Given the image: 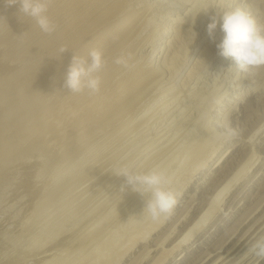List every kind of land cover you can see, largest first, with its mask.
Returning <instances> with one entry per match:
<instances>
[{"label": "rangeland", "instance_id": "1", "mask_svg": "<svg viewBox=\"0 0 264 264\" xmlns=\"http://www.w3.org/2000/svg\"><path fill=\"white\" fill-rule=\"evenodd\" d=\"M68 1L69 0H67V1L64 0V2H68ZM107 1L111 5L112 4L111 2L114 3L115 0H113V1L107 0ZM107 1L105 0V2H104V0H102L103 4L100 3L101 5L98 7V9H102V8L107 7ZM128 1H131V2L128 3L127 9L128 10L132 9L133 11L131 10L129 12L130 13L132 12L133 14L135 13L133 16H131L133 18L130 17V19L134 20L139 15V13H142V15L140 14V16L137 17V19H136V21H138V23H139V20L144 15L142 18L144 20V22L141 19L140 23H139L140 25L143 24L142 26L139 25L140 28L142 27L141 28L142 30L138 27V24H135L137 29L139 28L137 31L135 29V31L138 32V33L135 32L137 34V35L135 34V36H137V37H133L134 36V34H133V36H131V39H133V40L130 41L129 40L130 38H129L128 40L130 42L128 40L125 42L126 44L127 43H129V44H127V45L124 44V46L123 45L121 46L122 49H124V50H122L120 48V50L122 52L124 51L127 53L126 54L127 56H131V55L133 56L135 54L134 55L135 58L132 57V59L137 64V67L134 70L136 72H134V71L127 72V73L124 72V74L122 73L123 74L122 75L120 73V72H122V70L118 66H117L118 71L113 72V70L116 68V66H114V65H116V64H114V63L112 64V62H113L112 58L114 57V55H116V56L121 55L120 54L121 51L120 50L118 51L117 49H116L117 50L116 52L114 51L115 53H113L112 51H109V53L112 52L113 54H110L108 58L106 56L105 61L106 60H108V61L105 62V66L109 65L107 67L109 71L108 70L107 71L109 73H111V70H112V72L114 74L111 73L112 75L110 76V78L108 77L109 78V79H107L108 81L106 80L107 82L105 84H108V86L106 85L107 87L105 86V84H104L105 87L102 85V87H104V88H102V91L104 92V94L106 96L104 95L102 97L103 92L101 90H100V94L102 92V95H100L99 93L98 94L103 98V99L101 98L102 99L101 102L105 103L104 105H102L103 107H105V105L108 104V103H106V101L107 102L111 101L110 100L111 97H112L111 98L112 101L108 104V106H114L115 101H113V98H114V100L115 99L117 100L116 97H118V100H120L121 102H122V100L124 101L125 98L126 99L128 98L127 100L125 99L126 101H128V105L125 108L128 111V107L130 106L129 111L127 113V111L125 109L123 110V111H126L125 112L126 115L119 113L120 116L122 114L123 118H125V119H123V118L118 117L120 121L119 120L116 121L115 119L113 120V116H111L112 117L111 119L115 122L114 123L111 122L112 124H110V126H107L108 124L104 123L105 122L104 121L103 123L107 127L104 128V126L102 124H100L102 126H101V128H99V131L101 129H102V131H100V132L96 131L97 133L94 131V129L92 127H90V124H89L88 126L90 127V129L92 128L93 130H90L89 128H86V129H88L89 131H94L96 134L94 132H88V130H86L84 127L83 131H84L85 135H82L83 131L80 132L81 129L79 131L76 130L78 133L79 132L81 133L80 135L75 133L76 131H74V132L71 131V134L69 135L70 131H68V127H65V126H67V124H69L70 118L68 119V123L65 122L66 125H64L63 122L67 119V115H65V110H64L63 111L64 115L61 113L60 117L58 116V119L56 117L55 118L53 117L55 120L57 119L59 121V122H57V120H56L57 124L55 123L53 118L51 119V121H49V123H51V124L52 123L56 124V126L53 124H52V126H49V129L50 128L54 129L53 133H52L51 129H50L51 132H50V130L48 131L53 136L54 135L56 136V134H57L56 139H55V136L54 137L51 136L48 132L47 133L49 135H46V132H45V133H41L43 135L37 134V136L39 135L40 138H41V136H42V138L45 137L44 139H46L47 141H48V138H50V140H49L50 142H46L45 140H42V138L40 139L39 137L38 138L40 139V142H38L39 139H35V141L38 140L37 142L33 141L34 140V138H33V139H31L32 143L31 142L29 143L28 141H30L31 137L29 138V140L26 139L27 141L25 139H23V140H25L24 142L27 145L28 144L30 146L33 145L31 147L29 145L27 146L24 142H23V144L21 143L22 145L21 144L19 145V142H18L17 145H19L20 147L21 146L25 147V145H26L27 149L25 151V148H24V151L26 152L24 154H28L29 158L27 157V155H24V156H26L28 159H30V157H31L29 155V153L33 152L35 147H37V149L35 148V150H37V152L34 151V153L35 152L36 153L33 154L32 156H34V157L33 158L31 157V158L36 159L39 154L41 155L42 151H40V148L44 144H46V147L45 146H43V147H45V149L47 151L43 150V152L46 151V153H43L41 156L43 157L45 154H47L49 152L50 156L46 155L49 157H47V158H46V156H44L45 158L43 157V159L44 160L46 159L47 161L49 158V161H48L49 163H50V158H52L54 156L57 157V155H54V154L59 153L58 157H59V159H60V157L62 159L63 158L62 154L65 153L66 158L67 157L69 158L68 160L66 159V162H68V166H67L68 168L66 169V171L64 170L66 168L65 167L66 165H64V164H67L66 162L64 163L65 156H64V161L63 160L59 161V163L61 164L60 165L61 169H62L63 163H64L63 166L65 168L63 167L64 169L61 170L62 172L60 171V169L58 170L59 174H61L60 176H62V177L56 178L57 182L55 180L52 181V179H55L54 174H56V177L59 175V174L57 175V173H58L57 170H56L57 173L56 172L50 173V171H51L52 167H53L52 171H54L55 166H56V168H58V167L60 168L59 163L57 161L58 157H57V159L54 157L56 160L55 161L51 160L52 164L50 163L51 166H49L48 162L46 160L44 161L39 155L38 157H40V158H38V159H40V163H41V161H43L45 163L42 164L43 163L42 162L41 163L42 167H41L40 165H36L37 164L36 162L39 161V160L38 161L36 160L35 161L36 164L34 165L36 169L35 168L33 169L34 160H33L32 164L31 163L29 164L30 161L32 162V159L27 161L26 160L27 158H24V156H23L22 158H20V160H22V163H24L25 162L24 160H26L25 164L26 163H28V164H26L25 166L29 167L30 171L27 168V170L29 172L23 171L24 169L26 170V167H24L22 163L13 162V163H16L17 165L18 164L22 165V171L24 172V174H25V172H27L26 173L27 174L26 175L27 180L31 176L30 172H31V174H33L32 176H34V177L38 176V178H35V180H34V178L31 177L29 179L30 182L26 181L27 183L24 184L25 183L24 181L26 180V178L23 179L25 177V175L23 176V172L22 171L20 172L19 171L20 169H18V168H16L17 170L15 169V171L11 168L13 170V171H11V176L13 174L12 177H14V175L16 174L18 177L16 175H15V177H17L21 180H24V181H21L15 177L13 178L16 181H18V183L21 181L24 184L25 187H22L23 184H21V182L19 183L20 184L19 185L17 182L15 184V180H13V183L15 185L20 186V190H23V189L26 190L30 186L33 187L32 189H37L36 186L38 185V187H39L40 185H44V183L47 182L46 181L47 178H48V180L51 181V182L48 181V184L46 183L47 185H49V186H47L48 187L47 190L52 189L57 195L59 193H57L56 191L60 190L63 187L60 190L61 192L62 191L63 192L62 193L60 191H58V192H60L62 196L65 194L64 197L57 195V198L59 197V199L56 200L55 199L56 195H55L54 196L55 200L54 199L49 200V202L53 201V202H51L53 204V205L51 204V206H50V203L47 202L48 200L46 201V204L48 203L46 205V207L50 206L51 208L49 207L46 209V207L44 206L45 204L43 203L44 204L43 206L45 207V208H43V206H42L43 210L45 211L44 212L42 210V208H40L41 207L40 205H39V207L37 206L41 211H43L42 213H44V214L46 213V216L44 214L42 215L41 212H39L40 214L37 213L38 216H36L35 214H33L31 212L32 210H34L33 207L31 208L32 210H30L29 208L27 209L25 206L24 208L26 210L24 208L23 209L26 212H24L23 215L26 213L27 216L24 215L25 218L23 217V220L21 219L20 214L22 215L21 211H24V210H22V209L18 210L17 208L19 206H20L19 208H22L24 203L27 204L25 201L27 194H26V191L24 192V190H23V195H24L23 197L25 198L24 199L25 202H24L22 200L23 197L19 198V195L22 196V191L21 192L19 191V193H21V194H18L16 192L18 189H16L15 192L11 189V191H13L12 192L13 195H11V192H9L10 194L8 193V191L10 190L9 188L11 186H14V187H16V186L14 184L11 185L12 178L10 180L11 181L10 183H6L4 181L5 180L4 177H6L7 172H8V174L10 172V170H9L10 169V165H9L10 161L8 160L9 161L8 163L4 162L5 164H8L6 168H5L4 163L3 162L1 163V161L4 158L7 161V158H6L7 150L10 148L9 147L6 148V146L3 147V148H6V149H4L3 154H1L3 149L2 150L0 149V152H1L0 154L3 155L2 157H0V158H2L0 160V163L3 164L2 168L0 165V169H1V172H0V177H1L0 183L1 184H0V186L3 185L2 183H6V184H4L6 186H7V184H10L7 187L5 186L7 189L5 187L3 188L4 192L1 191V188H0V193L1 192H3V194L8 193V195H10L9 197L12 199L18 195L13 200H11V199L9 200L8 195H2V193H1V196H3L4 199L7 196L6 200L8 199V201L6 202V200H2L3 203L6 202V204H4V205H3V203L1 204V201H0V206L2 205L1 209H0V221H1V223H0L1 224V226H0V241L2 240L3 242H5V243H2V241H1L0 248L2 249V246H4V245L7 246L8 244L12 245V246L15 245V246L12 247V246L8 245L7 247H9V248L5 247L8 250V251H4L6 253L2 252V250H6V249H4V247L2 250L0 249L1 250L0 260L3 259L4 262L8 260V263H10L9 260L11 258L12 264H13V262L15 263L16 259H18L17 257H19L18 260H20V263L17 260V262H16L17 264L18 263L19 264H32V263L36 264L37 261H38L37 264H41L42 262H44L42 264H48V261H49V264H52V262H53V264H85V263H87V264H152V262H154V261H156V264H157L158 260L163 261L161 264H212L213 263L212 261H215V260L218 261L220 258L224 257L226 254L231 252L229 255V258L226 257L223 260V262H221L220 264H228V262L230 264L232 260H237V258H240V259H238L235 264H238V263L245 264L246 262H247L246 264H257L256 258L253 255H251L249 253V251H247V250H248V246L250 245V243L255 238H257L261 234H264L263 233L264 232V133H263L264 132V125H263L264 124L263 123L264 122V106H263L264 105V71L260 73L257 71V69H253V70L250 69L246 73H240L235 68V62L232 58L229 59V58H225V57L219 55V51L216 47V45L219 43V41L222 37V32L220 31L219 24H218L217 29L215 31L214 39L209 37V35L207 33V25H208V23L211 22V18L213 16L217 15V12L223 10L224 8H231V7H242L248 11L250 10L249 12L257 18L258 22L264 23V7H263L264 6V0H235V1L234 0H221V1L220 0H217V1L216 0H212V1L211 0H184V1H181V0H178V1L177 0H160L161 2L159 0H157V2H155L156 0H141V1L140 0H128ZM229 1H230V3H229ZM59 2L63 3V0H60V1L57 0V3H59ZM215 3L216 4L218 3L219 5L218 4L216 5ZM191 4H192V7H191ZM133 6H134V8H133ZM259 6H260V8H259ZM203 7L205 9H202ZM139 8H141L142 10ZM160 9L162 10V12ZM4 10H6V9H4ZM190 10H192V11H190ZM1 11H0L1 20L3 19L5 21H7L6 17H8L9 22L7 21L5 23V21L3 22V20L2 21L0 20V25H1L0 26V34H3V36L5 38H6V35L9 34V32H11L12 36L13 35H15V37L17 36L16 38L13 36V38H15V39H13L12 36H10V34L8 35V39L6 40L7 44L3 45L5 47L1 46L2 50H3L2 52L12 50L11 49L12 46H14V47L17 46V45H13V44H12V46H9L12 43L10 40H12L14 43V41L24 40L28 36V38L26 40H24L26 42L23 41L22 47H25V48L28 47L26 45H29V43H31V45L33 44L35 46L38 43H40L39 41H42V40H40V38L43 40H46V39H48L47 37H50V36L52 37V35H53V37H55V35L57 33L61 32L63 30V29L61 30L59 28L64 27L61 24H59L61 27L59 25H57L58 27L56 30V34L54 32L52 35L47 34L48 35L47 36L46 34L42 33L36 26L34 27L33 23H32V25H29V24H31L30 20L29 21L25 20L26 21L25 22L24 20L20 21L18 19L19 20L18 21L17 19H15L13 17V18H11L12 20L15 19L14 20L15 24H13L12 20L9 19V16H10L9 10L8 11L6 10V12L2 11V13H1ZM7 12L9 14V16H8ZM190 12H192V13H190ZM4 14H6L7 16L5 17ZM185 14H187V15L185 16ZM192 14H194V15H192ZM2 15L4 16V18ZM145 16L146 17L148 16V17L146 18ZM182 16L184 18V21L185 20L188 22L193 21L192 23L190 22L191 26L189 25L188 28H190V30L192 31L193 36L196 35V36H194V40L197 39V42H199L198 43L199 45L192 47L193 48L192 53H191L192 56L190 55V57H188L185 60L186 63H184L183 66L181 67L182 69L179 72V74L176 73L172 77H168L169 75H164L163 83L160 82L159 83L160 85L157 84L159 86V87L157 86V88H156V85H154L155 90L157 89L156 91L154 90L153 86L151 87V86H148V84H147L144 87V89H145V91L147 90L149 92L148 89H150V87H151L152 94L150 92L148 93L147 91L142 92V90H144V89H140L141 91L140 90L136 91V89H135L134 90L135 93L133 94L134 91L131 92L132 87H130V89H129L130 92H129V90L127 89V86H128V83L129 84H131V83H130V80H127V79H130L131 75L133 76V78L131 76V79L133 80V79H135L136 74L138 75V72H139V75L141 74L142 68L144 69V70L142 69L143 71L150 70V68H151L150 71H152L153 68H155V70H158L157 67L159 64L161 66L163 58L166 55L165 53H167V51H166L167 48H164V47H166L164 45H167V42L165 44L163 42L165 40L169 41L171 39V37L173 35V33L171 32L173 30L172 26H174V24H178L180 21V17L182 18ZM191 16H194V18ZM51 17H53L52 19L54 20V15H51ZM183 18L181 19L180 22L183 21ZM191 18H193V19H191ZM159 19H160V21H159ZM16 20L18 21L19 24H17ZM155 20H157V21H155ZM54 21L56 24H58L56 22V19ZM136 21L134 20V22H136ZM11 22H12V25H11ZM22 22H24V23H22ZM141 22H142V24H141ZM168 22H169V24H168ZM171 22H173V23L176 22V23L173 24ZM7 23H9V25ZM135 25L133 28H136ZM144 25H145V27H144ZM25 26L27 28H28V26L29 27L31 26L30 30H29V28L27 29ZM65 26H67V25H65ZM9 27H10V29H9ZM13 27H17V28H14L15 31L17 29V31L15 32L16 34H12V32H14V29L11 30V28H13ZM33 27L35 28V31H34ZM168 28L172 29V30H168ZM23 29L26 30V32L28 30L30 32L28 31L29 33L28 32L26 33V32H24ZM38 30L40 31V33ZM65 30L66 29L64 27L63 31H65ZM21 31H22V34H23V32H24V34L26 33L25 34L26 36L22 35V37L24 39H22V37H20L19 34L17 35V32H19L21 35ZM36 31L39 34L36 37H34L35 34H37ZM162 31H164V32H162ZM34 32H35V34H34ZM31 33L34 34V36H32ZM171 33H172V35H171ZM29 35L31 36V38H29L30 37ZM42 35L45 38L42 37ZM39 36H41V37L39 38ZM95 36H96V34H94V38H95ZM0 37L2 38V35H0ZM18 37H19V39H18ZM86 37L87 36L83 37V39H85ZM160 37H162V38H160ZM10 38H12V39H10ZM32 38H33V41L35 42V44L33 43ZM35 38L36 39L39 38V40L37 41L38 42L37 44H36ZM91 38H93V35L91 36ZM29 40H30V42H29ZM46 41H48V40H46ZM19 42H15L14 44L19 43L21 45L22 41H19ZM25 43H28V44L25 45ZM205 44L206 45L209 44L213 47L214 50H217V52L215 51L217 53V54H215L216 56L214 55V58L211 59V61L209 62L208 65L205 66V68L201 67L203 69H201V70L199 69L197 74L195 76H192L191 79H189L190 81H188V83H186V81L184 82V80L186 79L185 77L187 76V73L189 71V68H191V65H193V63L195 61L194 59L196 58V60H197V58L199 56V55L196 56V53L200 54L199 50L202 49L203 48L202 46H204ZM6 45H8V46H6ZM103 47H104L103 45H100V50L102 48L101 51H103V50L105 51V52H103V54L107 53L108 51L106 52V50H105V49H107L106 46H105V48H103ZM125 47H127V48H125ZM159 47L161 48V51H160ZM97 48L99 49V47H97ZM125 49H127V50H125ZM0 52H1V50H0ZM124 52H123V54H124ZM158 52H160V53L158 56H156L158 54ZM109 58H111V59L109 60ZM111 60H112V62H111ZM138 64H140V66ZM112 67H114V68H112ZM147 67H149V68H147ZM104 68L106 69V67H104ZM110 68H112V69L110 70ZM29 70L32 71L31 69H29ZM28 72L29 71L27 70V72H25V73H28ZM107 73H106V75L108 76L109 73L108 74ZM128 73H129V77H128ZM130 73H131V75H130ZM132 73L133 74L136 73L135 76ZM262 74H263V76H262ZM119 75H121V78L126 76L127 77L126 83L127 82L128 83L127 84L125 83V78H123L122 82H120L121 80H119L120 79ZM169 78H171V79H169ZM197 78H198V80H197ZM111 79H112L113 83L111 82ZM109 82L112 85L114 84L113 87ZM182 83H184V84L186 83V85H184V87H183ZM115 84H117V86ZM123 84L126 87H124ZM109 86H111V89H108V88H110ZM117 87L120 89H118ZM105 88H106V90H105ZM112 88H114L115 90L118 89V91L121 90V91H119L121 93L117 95L116 92H118V91L114 92L113 91L114 89L112 90ZM128 88H129V86H128ZM254 89H256V90H254ZM252 90H254V91H252ZM108 91H110L114 94H111ZM124 91H126V92H124ZM186 91H187V93H186ZM235 91H237V92L238 91H241V92L245 91V93L243 94V99H244V100L242 99L243 101L239 102L236 99H234L238 94H236V96L231 99L230 96L235 95L234 94ZM105 92H107V93H105ZM138 92L141 93V94H139V96L142 95V93L143 94L145 93V98L144 97H143L144 99L140 98L137 95ZM108 93H110L111 95H109ZM126 93H129L130 97H127ZM131 93L134 96L137 95V97H135V99H133ZM147 93H148V95H147ZM193 93L195 94V96L193 95ZM125 94H126V96H125ZM183 94H185V95H183ZM186 94L187 95L190 94L191 96L190 95L187 96ZM107 95H108V97H107ZM113 95H115V96H113ZM91 96H93V95H91ZM192 96H194V97H192ZM106 97L109 100L106 99ZM121 97H124V98L122 99ZM104 98H105V100H104ZM130 98H131V101H130ZM138 98H140L141 100L139 102L140 104L138 103V105H137ZM179 98H180V101L178 102ZM132 99L134 101H132ZM136 99H137V102H136ZM184 99H185V101H184ZM261 99H262V101H261ZM198 100H200V101H198ZM235 100H236V102H235ZM117 101L115 102V104L121 103L120 101H118V102ZM232 101H233V103H232ZM175 102H177V103H175ZM200 102H203V103H200ZM224 102H226V103H224ZM111 103H113V104H111ZM173 105H175V106H173ZM131 106H133V107H131ZM234 107H235V110H237V111H233ZM130 108H132L131 109L132 111L130 110ZM169 109H170V111H169ZM165 111H167V112H165ZM70 112H72V110H70L69 113ZM92 112L90 114L94 113V112L93 113ZM71 114L72 115L70 117L76 115L75 113H71ZM116 114H118V112ZM189 114H190V116H189ZM69 115H68V117H69ZM61 116L62 117L66 116V119H64V117L61 118ZM114 117H115V114H114ZM186 117H188L189 119L188 118L186 119ZM108 119H110V118H108ZM108 119L106 121H112L111 119L110 120H108ZM122 119L125 120L123 122L124 124L121 123ZM192 119H193V121H191ZM184 120H185V122H184ZM60 122L63 123L61 128L65 127L66 128L65 130H64V128L59 130L58 127H60V125H61ZM118 123H120V124H118ZM51 124H49V125H51ZM121 124H122V126H121ZM186 124H187V126H185ZM221 124H223V125H221ZM259 124H260V126L261 125H263V126H261L259 130H257L256 128H258L257 126ZM190 125H192L193 129L191 128ZM91 126H93V124ZM55 127L58 128V129H56V131H59V132L61 131V132L60 133L56 132V134H55ZM143 127H145V128H143ZM96 129L97 128H95V130ZM186 129H187V135L185 132ZM254 129H256V131ZM62 130H64L65 132ZM85 130L87 131V133H91V134L93 133L92 135H94V136H92L91 134L88 135L85 132ZM161 130H163V131H161ZM15 131H13V132L16 133ZM188 131H189V134H188ZM253 131H255L254 132L255 134L253 133ZM62 132L65 135L67 134L69 138H67V135L64 136V134ZM167 132H170V133H167ZM14 133H11L12 136H14ZM20 134H21V132H20ZM59 134H61V135H59ZM86 134L89 137L91 136L92 138L90 137L89 139L88 138L84 139V138L88 137ZM138 134H139V136H138ZM177 134H178V136H177ZM183 134H185V135H183ZM62 135H63V138H65V140L63 138L60 139L62 137ZM72 135H74V137H76L78 135V137L74 138ZM144 135H145L146 139H144L145 138ZM156 135L158 137H160L161 135H162V137H163V135H166V136H164V138H161V140H158L159 144H157L158 142L154 143L155 145L153 144L154 146H156V144H157L156 147H152L153 145L152 146L150 145V146H148L149 148L146 149L147 145L149 143H151L153 141V139H156V137H155ZM47 136H48V138H47ZM182 136H184V137L182 138ZM11 137H9V139ZM176 137H177V139H176ZM149 138H153V139H150L151 142L149 140L148 143L146 144V142ZM139 139H140V141H139ZM6 140H8V139H6ZM53 140H55V142L56 141L59 142V144L53 142L55 145L54 146L52 143ZM80 140H81V142H79ZM171 140L172 141L175 140V142L173 141V144L170 145V143H172ZM20 141H21V139H20ZM43 141H45V142H43ZM72 142H73V144H72ZM83 142H84V144H83ZM87 142H88V144H87ZM195 142H196V145L194 146L193 144H195ZM47 143H49L50 146H49V144L47 145ZM94 143H96V145ZM136 143H138V144H136ZM197 143L199 145H197ZM38 144H40V145L43 144V145L38 146ZM74 144H76L75 145L76 147L74 146ZM92 144H93V146H92ZM191 144L194 146L193 147L194 151H195V149L197 150L196 146H198V148H200V145L202 144L203 147L201 145L202 149L197 150V151H200L199 153L198 152L193 153L192 147L189 146V147H191V149L188 147V145H191ZM17 145L13 146L15 149L12 147L10 151L8 150V152H9L8 154H10V152L13 149L14 150L11 153L16 154L17 153V150H16ZM52 145L55 148H53ZM78 145H79V147H78ZM165 145H168V146H165ZM173 145L176 147H174ZM72 146L75 148L73 149ZM145 146H146V148H145ZM23 147H21V148L23 149ZM32 147H34V148H32ZM38 147H40V148H38ZM164 147H167V149H165ZM188 148H189V150H188ZM19 149L20 148L18 147V151H19ZM29 149L32 151H30ZM76 149H78V150H76ZM93 149H94V151H93ZM98 149H100V150H98ZM160 149H162V150H160ZM27 150H29V152H27ZM68 150L72 151V153H70ZM225 150H231V152H230V154L228 153V155H225V157H224V155H222V154L225 153L224 152ZM5 151H6V153H5ZM22 151L20 150L18 152L19 153L18 157L23 155V154L21 155V153H20ZM156 151H158V152L161 151V152L159 154ZM213 151H215V152H213ZM38 152H40V153L38 154ZM60 152H62V153L60 154ZM68 153H70V154H68ZM74 153H75V157L73 156ZM92 153H94V154H92ZM211 153L213 155H211ZM17 154L15 156H13V154L12 155L10 154V157L11 156L13 157V158L9 157L11 162L14 159H16V161H17V158H18V157H16ZM51 154H52V156H51ZM83 154H84V156H83ZM157 154H159V156ZM59 155H62V156H59ZM153 155H154V157H153ZM155 155H157V156H155ZM251 155L253 158L249 162L253 163L255 160L256 161L253 163V165L250 167V169H248V171H246V173L244 174L245 176L243 175L240 178V180H237L236 181L237 183L235 182L231 186L232 188L229 189V191L222 197L221 201H219V210L217 208V210L214 211V213H213L214 215L211 216L212 217L211 220H209L208 222L205 223L204 227H202L203 229H201L202 231L200 230L201 232L199 231L198 233H196L184 245L172 249L171 247L174 246L173 244H176V243H173V242H175L176 238H178L181 234L185 233L186 230L189 228V226L193 224V221L196 222V220L201 216V214L208 208L209 202H210L209 197L211 196V194L214 191V189L216 188V186L219 184V181L223 179L225 174L228 175L227 178L229 179L230 176H232L233 172L235 171V169H236L235 167L238 164L241 165L242 163H244L248 159V157ZM35 156H36V158H35ZM72 156H73V158H72ZM210 156H211V158H209V160H207L208 157H210ZM148 157L149 158L151 157L152 159L149 160ZM23 158H24V160H23ZM54 158H52V159L54 160ZM70 158H72V159L70 160ZM159 158H161V159L159 160ZM219 158H221V160L223 159L222 160L223 162L219 160V166L214 167L213 163H215V161L218 160ZM225 158L226 159L228 158L230 160V162H229V160H226ZM78 159L80 160L79 162H78ZM147 159L149 160V163H148ZM18 160H19V158H18ZM81 160H83V161H81ZM61 161H63V163H61ZM143 161L146 164L143 163ZM54 162H56L58 164L56 165V163L54 164ZM13 163H11V164L14 165ZM69 163H71L72 166ZM81 163H82V165H81ZM127 163H133V164L137 165L140 170H148V168L150 169V168H154V167H160V168L166 169V171H167V173L170 176L171 181H172L171 187L176 192V204L169 214H167L166 216H163L157 220H152L150 218H147L143 213H141L142 208H143V204H144V198L139 193L133 192L130 188H126L123 192H121V187L125 183V178L122 176L116 175L115 171L121 165L127 164ZM251 163H249V164H251ZM45 164L48 166L45 167ZM17 165L12 166V167L14 168ZM21 165H18L17 167H19ZM27 165H29V166H27ZM30 165H31V167H30ZM43 165H44L45 169H44ZM52 165H55V166H52ZM8 166H9V168H8ZM38 166H40V169L38 168ZM23 167H24V169H23ZM47 167H49V168H47ZM178 167H179V170H178ZM223 167H224V169H223ZM225 167H227V168H225ZM19 168H21V167H19ZM82 169L83 170L85 169V170L83 171ZM31 170L32 171L34 170L33 173ZM35 170L37 173L39 170H41V171L45 170V172H44L45 174L44 173L41 174L43 171L42 172L40 171L38 173V175L37 174L34 175L36 173ZM69 170L72 172H70ZM80 170H82V171H80ZM5 171H6V174H5ZM17 171H19L20 175L17 174L18 173ZM67 171L72 173V174L70 175V173H69V175L67 176V174H68ZM66 172H67V174H65ZM21 173H22V175H21ZM48 173H50V175ZM52 173H53L54 178H53V176H51ZM62 173L67 178H65ZM80 173H81V176H80ZM221 173H222V177H220L221 179L217 180L216 178L218 177V174L220 176ZM39 174H41V176ZM46 174H47L46 178L42 177L43 175L45 176ZM28 175H30V176H28ZM72 175H73V177H71ZM2 176H3V178H2ZM19 176L20 177L23 176V178H20ZM39 176H40V178H39ZM49 176L52 178H49ZM76 176H78V177H76ZM41 177L43 179L45 178V180L41 179ZM70 177H71V179L74 178V181L78 178L77 182L76 181L74 182L72 180V182L70 183V181H71ZM2 179L4 182L1 181ZM38 179H39L40 185L37 184ZM64 179L67 180L66 182H68V183H66ZM31 181H34V182H31ZM41 181L42 182L46 181V182L41 184ZM58 181L61 182V183L59 182L60 185L58 184ZM52 182H54V184H55V182L57 183V185L55 184L56 187L58 185L59 186L63 185V186L62 187L58 186L59 189H58V187L53 188L55 186L52 184ZM62 182H64L65 185L62 184ZM32 183H33V185H32ZM35 183H36V185H35ZM46 184H45V187H46ZM72 184L75 186H72ZM27 185H28V187H27ZM19 186H17L16 188H19ZM34 186H35V188H34ZM51 186H52V188H50ZM64 186L65 187L67 186V190ZM14 187H12V188H14ZM45 187L43 186L44 190L46 189ZM40 188L43 189L42 187H40ZM14 190H15V188H14ZM66 191H67V193H65ZM12 196H14V197H12ZM51 197H53V196H51ZM1 199H3V198H1ZM16 199H17V201H16ZM14 200L16 201L15 203H14ZM19 200H21L22 203ZM11 201H13V203ZM54 201H57V202H54ZM11 203L13 206L11 205ZM19 203L22 204V207H21V205H19ZM54 203H56V204L54 205ZM9 204L12 208L15 207L14 210L16 209V210L21 212V213L20 212L17 213V216L15 215L17 218H18V216L20 217V219L22 220L21 221L19 219L21 224L20 223L18 224L19 220H17L16 218H13L14 220H11V218L14 215L11 214L12 212L9 213L10 210L12 209L10 206L9 207L7 206ZM3 206H5L4 207L5 210L8 207L7 210H9V212L7 210L6 211L8 214H10V216L12 215L11 217H8V219L10 218L9 222L11 221V224L9 222H7L8 219L6 217L9 215L5 214L6 211L3 210V208H2ZM16 206H18V207H16ZM38 208H35V210L33 212L36 213ZM101 209H103V210H101ZM14 210H13V212H14ZM27 210L30 212V214L27 213L28 212ZM46 210H48V211H46ZM81 211H83V212H81ZM86 212L88 214L91 213V216L89 215V217L87 218L88 214ZM79 213H81L80 216H79ZM92 213H93V215H92ZM97 213H99V215ZM102 213H104V214H102ZM32 214L35 215L36 217H38V219L37 218L34 219L35 216H33ZM5 215H7V216L5 217ZM41 215L45 216V217H42ZM32 216H33V218H32ZM93 216L95 217V220H93L94 219ZM39 217H42V218H39ZM78 217H80V218L85 217V218H83V219L81 218V220H80V218H78ZM44 218L45 219L47 218V219L45 220ZM61 218H63V219H61ZM15 219L17 220L16 223L18 224V226L15 223ZM33 219H34V221L35 220H37V221L33 222ZM40 219H44V220L41 222H38ZM66 219H69V220H66ZM70 220H72V222H70ZM53 221H54V226H52ZM84 221H85V223H84ZM31 222H33V224ZM55 222H57L56 224L58 227H60V224L58 225L59 222H62V224L64 222L63 225L61 224V226H62L61 228L63 230L62 229L60 230V228H58L56 226ZM69 222L72 224V226H70ZM12 223L16 224L17 230H16V227L12 225ZM35 223L39 225V228H38V225H34ZM68 223H69V225H67ZM81 223H82V225H81ZM46 224L48 227L50 225L49 228H52L50 231L48 230L49 228L47 226L44 227V225H46ZM140 224L143 227L142 230H140L141 228L138 229ZM186 224H188V225H186ZM19 225H20V227H19ZM85 225H87V226H85ZM137 225H138V227H137ZM7 226H9V227H7ZM135 226L138 229V231L136 230ZM41 227L45 228V229H42ZM65 227H68V228L65 229ZM152 227L153 228L155 227V228L153 229ZM14 228H15V230H14ZM20 228L21 229L24 228V229L21 230ZM82 228H84V229H82ZM29 229H32V230H30L31 232L29 231ZM68 229H70V230L68 231ZM9 230H11V231H9ZM33 230H34V232H33L34 235L32 234ZM45 230H46V232H45ZM173 230H175V231H173ZM12 231H14V232H12ZM18 231H19V234H20L23 241L20 239L19 235L16 234V233H18ZM20 231H24V234L23 233L21 234ZM35 231L37 232V234H35L36 233ZM53 231H56V232H53ZM74 231L76 234L74 233ZM136 231L140 232V233H137ZM26 232L27 233L30 232V233H28L30 237L28 236V234H25ZM39 232H40V234H39ZM135 232L137 234L133 235L134 236L133 237L134 244L132 246L127 245L128 244V243H126V240L128 239L127 235H129V234L132 235ZM9 233L10 234L12 233V234L10 235ZM41 233H43V234L45 233L44 234L45 236L41 237L42 236ZM55 233L57 235H55ZM14 234H16L18 239L14 236L15 241L12 244L13 240H11V239L14 238V237H12ZM47 234H49V235H47ZM66 234H67V239H65ZM8 235L11 237V239ZM26 235H27V238L28 237L30 238V240H29L30 242H27L29 238L27 239ZM31 235L33 236L34 240H32ZM37 235H38V237H41V238L37 239L36 238ZM167 235L168 236L170 235V236L168 237ZM58 236H61L60 239ZM70 236H72V237H70ZM135 236H136V238H135ZM56 237L58 238V241H57ZM245 237H247V238L244 239ZM24 239L27 241H25ZM73 239H74V241H73ZM9 240H11V243ZM16 240H18V241H16ZM70 240H72V241H70ZM19 241H22V242H19ZM23 242L26 243V246H28V247L30 246L32 248L29 247L27 249L26 248L23 249L21 247L22 250L21 249L19 250L20 246L25 247L23 245L24 244ZM110 242H114L116 244L115 247H111V249H106L103 252H99V251H101L100 248H101L102 244L105 243V245H107ZM124 243H126V244H124ZM49 244H51V245H49ZM17 245H18V248H17ZM64 245H65V247H64ZM15 247L18 251H16ZM56 247H58V248H56ZM59 248H61V249H59ZM234 248H236V249H235V251L232 252V250ZM25 249H26L27 253L23 251ZM9 250L12 251V252L11 251L10 252L13 256L12 255L9 256L10 255ZM33 250H34V252H31ZM168 250H170L171 253ZM105 252L106 253L108 252L107 255L105 254ZM207 252H209L210 254H207ZM245 252H246V254H245ZM7 253H8V255H7ZM13 253H15V254H13ZM28 253H30V254L32 253L31 256H29L30 254H28ZM169 254H171V255H169ZM204 254H206V255H204ZM6 255L8 256V258H6L7 257ZM20 255H23L25 260H24L23 256H21V258H20ZM166 255H167V257H164ZM168 255H169V257H168ZM14 257H15V261H13ZM26 257H27V259H26ZM155 257H156V259L157 258H159V259L155 260ZM218 257H219V259H217ZM232 257H233V259H232ZM160 258H162V259L160 260ZM5 259H7V260H5ZM91 259H92V261H91ZM40 260H42V261H40ZM88 260H90V262ZM4 264H7V262ZM153 264H155V262ZM259 264H264V260L259 261Z\"/></svg>", "mask_w": 264, "mask_h": 264}, {"label": "bare ground", "instance_id": "2", "mask_svg": "<svg viewBox=\"0 0 264 264\" xmlns=\"http://www.w3.org/2000/svg\"><path fill=\"white\" fill-rule=\"evenodd\" d=\"M60 1V0H59ZM67 1V0H66ZM107 1V0H106ZM111 1H113V0H111ZM141 1V0H140ZM160 1V0H159ZM178 1V0H177ZM181 1H184V0H181ZM212 1V0H211ZM217 1V0H216ZM221 1V0H220ZM235 1V0H234ZM104 2H105V0H104ZM110 2V1H109ZM127 2V3H126ZM131 1H128V0H115L114 1V3L113 2H111L112 4L110 5V3H108V1H107V7H105V8H102V9H98V7L101 5L100 3H102L103 4V2H102V0H69L68 2H64V0H63V3L61 2H59V3H57V0L53 3V5L51 6V8L49 9V13L51 14V15H54V20L56 19V22L58 23L57 25H59V24H61L62 26H64L65 27V31H63L64 30V27L62 28L60 25V27L61 28H59V29H63L61 32H59V33H57L56 34V32H55V37H53V33L52 34H50V35H52V37L50 36V37H47L48 39H46V40H48V41H46V40H43V39H41L40 37L41 36H39V38H40V40H42V41H39L40 43H38L37 41L39 40V38H35V41H36V44L37 45H31V43H29V45H26V44H28V43H25V45L26 46H28V47H22L23 46V41L24 40H26L27 38H28V36H27V38L26 39H24L23 37H22V35H25L29 30H30V27L28 26V28H29V30L26 32V30H24V32H26L25 34H24V32H23V34H22V31H21V35H20V31L19 32H17V35L19 34V36L20 37H22V39H24V40H17V41H14V43L15 42H19V41H22V44L20 45L19 43L18 44H14L13 43V41L12 40H10L12 43L9 45V46H12V44L13 45H17L16 47H14V46H12L11 47V49L12 50H8V51H4V52H2L3 50H2V47H5V46H3V45H5V44H7L6 42V40L8 39V35L10 34V36H12L11 35V32H9V34L8 35H6V38L3 36V34H0V35H2V38L0 37V50H1V52H0V149L2 150L3 149V151H2V153L1 154H3V152H4V149H6L7 147H9L10 149H8L9 151L11 150V148L13 147V146H16L17 144H18V142H19V145L22 143L23 144V142L27 139V140H29V138H30V141H28L29 143L31 142L32 143V140L31 139H33L34 138V140L33 141H35V139H39L40 138V136L38 135L37 136V134H40V135H43V134H41V133H45L46 132V135H49L50 134V132H51V130H52V133H53V131H54V129H49V126H52V124L51 123H49V121H51V119L54 117H56L57 119H58V116L60 117V115H61V113L64 115V113H63V111L65 110V115H67V119H66V116L64 117V119H66L63 123H64V125H66L65 124V122H67L68 123V119H69V124H67V126H65V127H68V131H70L69 132V135L71 134V131L72 132H74V131H76V130H80V132H82L83 131V129H84V127H85V129L86 128H89L90 129V127H92L93 129H94V131L96 132H98L99 131V128H101V126L103 125L104 126V128H106L107 126H110V124H112V123H114L115 121H113L114 119L116 120V121H118L119 120V118H123V116H122V114H125V112L127 111L126 110V106L128 105V101H126L125 99H124V101L122 100L125 96H126V94H127V97H130V95H129V93H126L125 94V96L124 97H121L122 99V102L120 101V100H118V97H116L117 98V100L118 101H120L121 103L120 104H115V102L117 101L116 99L114 100V98H113V101H115L114 102V106H108V104L112 101V97L110 98V102H107L106 101V103H108V104H106L105 105V107H103L102 105H104L105 103H103V102H101L102 101V97L105 95L104 94V92L102 91V88H104L106 85L108 86V84H105L108 80L107 79H109L110 78V76L112 75L111 73H113L114 71L115 72H117L118 70H117V65H114V66H116V70L114 69L113 70V72H112V68H114V67H112V68H110V70H111V73H109L108 71V66L106 65V66H104V67H106V69L104 68L103 70H102V72H101V79H102V85L104 86V84H105V86L104 87H101V91L103 92V95H102V92H101V94H100V92H99V94L100 95H102V97L99 95V94H97V95H93V96H90V95H87V94H83V93H81V94H73V93H70V92H66L65 90H62V84H63V77H64V73H65V71H66V69H67V67H68V65H69V63H70V61H71V57H72V55H73V52H75V53H78V54H80V55H86L87 54V51L90 49V48H97V47H99V49H100V45H103L104 47L103 48H105V46H106V48L107 49H105L106 50V52L107 53H104V56H105V59H106V56H107V58L109 57V55L110 54H113V53H115L117 50L119 51L120 50V48L122 49V45L124 46V44H126L125 42L129 39L130 41H132L133 39H131V36H133V34H134V36L133 37H137V36H135V34L136 33H138V32H136L140 27H139V23H140V20L143 18V16H142V18L139 20V23H138V21H136V19H137V17H139L140 16V14L142 15V13H139V15L134 19L136 22H134V20L133 19H130V17L131 16H133L134 14L131 12H129V11H131V10H128L127 8H128V3H130ZM155 2H157V0L155 1ZM161 2V1H160ZM228 2V1H227ZM134 3V2H133ZM169 3V2H168ZM183 3V2H182ZM181 3V4H182ZM186 3V2H185ZM188 3V2H187ZM219 3V2H218ZM217 3V4H218ZM229 3H230V1H229ZM228 3V4H229ZM260 3V2H259ZM57 4V5H56ZM151 4V3H150ZM156 4V3H155ZM177 4V3H176ZM199 4V3H198ZM216 4V3H215ZM216 4V5H217ZM106 5V4H105ZM133 5V4H132ZM153 5V4H152ZM168 5V4H167ZM206 5V4H205ZM219 5V4H218ZM230 5V4H229ZM235 5V4H234ZM250 5V4H249ZM248 5V6H249ZM144 6V5H143ZM163 6V5H162ZM175 6V5H174ZM183 6V5H182ZM257 6V5H256ZM263 6V5H262ZM103 7V6H102ZM172 7V6H171ZM185 7V6H184ZM191 7H192V4H191ZM199 7V6H198ZM207 7V6H206ZM229 7V6H228ZM264 7V6H263ZM130 8V7H129ZM133 8H134V6H133ZM137 8V7H136ZM163 8V7H162ZM186 8V7H185ZM208 8V7H207ZM258 8V7H257ZM256 8V9H257ZM259 8H260V6H259ZM258 8V9H259ZM4 9H6L7 11L9 10V13H10V16H9V14H8V12H7V14H8V16H9V19L10 20H12L11 18H15V19H19L20 21L22 20L21 18H20V16L18 15V5H9L8 3H6V0H0V11L2 10V11H5L6 12V10H4ZM138 9V8H137ZM139 9H141V8H139ZM165 9V8H164ZM195 9V8H194ZM202 9H205L204 7L202 8ZM221 9V8H220ZM136 10V9H135ZM142 10V9H141ZM145 10V9H144ZM143 10V11H144ZM148 10V9H147ZM161 10V9H160ZM173 10V9H172ZM2 11H1V13H2ZM133 11V10H132ZM190 11H192V10H190ZM197 11V10H196ZM250 11V10H249ZM161 12H162V10H161ZM168 12V11H167ZM185 12V11H184ZM187 12V11H186ZM262 12V11H261ZM137 13V14H138ZM148 13V12H147ZM190 13H192V12H190ZM197 13V12H196ZM136 14V15H137ZM146 14V13H145ZM188 14V13H187ZM187 14H185V16L187 15ZM5 15V17L7 16L6 14H4ZM50 15V16H51ZM147 15V14H146ZM153 15V14H152ZM192 15H194V14H192ZM3 16V15H2ZM151 16V15H150ZM146 17V16H145ZM144 17V18H145ZM148 17V16H147ZM146 17V18H147ZM176 17V16H175ZM191 17H193L194 18V16H191ZM197 17V16H196ZM3 18H4V16H3ZM7 18V21L9 22V20H8V17H6ZM53 18V17H52ZM131 18H133V17H131ZM161 18V17H160ZM164 18V17H163ZM182 18H183V16H182ZM181 17H180V21H181V19H182ZM193 18H191V19H193ZM15 19H13L12 20V22H13V24H15V22H14V20ZM150 19V18H149ZM152 19V18H151ZM178 19V18H177ZM190 19V20H191ZM257 19V18H256ZM0 20H1V18H0ZM3 20V19H2ZM1 20V21H2ZM16 20V21H17ZM18 20V21H19ZM146 20V19H145ZM167 20V19H166ZM169 20V19H168ZM174 20V19H173ZM196 20V19H195ZM5 20H3V22H4ZM7 21H5V23L7 22ZM18 21H17V24H19L18 23ZM25 21V20H24ZM29 21V20H28ZM27 21V22H28ZM142 21L144 22V20L142 19ZM155 21H157V20H155ZM159 21H160V19H159ZM170 21V20H169ZM175 21V20H174ZM179 21V23L178 24H174V23H176V22H171V23H173L174 24V26H172V29H169L168 28V30H172L171 32L173 33V35H172V33H171V35H172V37H171V39L169 40L168 38V40L169 41H164L163 43L165 44L166 42H167V45H164V46H166V47H164V48H167L166 49V51H167V53H165L166 55L164 56V58H163V61H162V63H161V66H160V64L158 65V70H155V68H153V70L152 71H150L151 70V68H150V70H146V71H143L142 69H141V74L139 75V72H138V75L136 74V77H135V79H131V73H130V79H127V80H130V83L131 84H129L128 82V86H129V88H128V86H127V89L129 90L130 89V87H132V90H131V92L132 91H134L135 89H136V91H138V90H140V89H144V87L148 84V86H153V88H154V85H156V88H157V86L158 85H160L159 83L160 82H162L163 83V81H164V75H169L168 77H172L174 74H179V72L181 71V67L183 66V64L184 63H186L185 62V60L188 58V57H190V55L192 56V47L193 46H196V45H199L198 43L199 42H197V39L196 40H194V36H196V35H194L193 36V33H192V31L190 30V28H188L189 27V25H190V22L192 23L193 21H190V22H188V21H184V18H183V21L182 22H180ZM12 22H11V25H12ZM26 22V21H25ZM31 22V24H29V25H32V23L34 24L33 26L35 27L36 25H35V23L33 22V21H30ZM154 22V21H153ZM188 22V23H187ZM22 23H24V22H22ZM166 23V22H165ZM4 24V23H3ZM2 24V25H3ZM8 25H9V23H7ZM16 24V25H17ZM21 24V23H20ZM26 24V23H25ZM24 24V25H25ZM27 24V25H28ZM135 24H138V29H137V27H136V25ZM141 24H142V22H141ZM168 24H169V22H168ZM167 24V25H168ZM194 24V23H193ZM7 25V26H8ZM15 25V26H16ZM65 25H67V26H65ZM134 25H135V27L136 28H133L134 27ZM143 25V24H142ZM142 25H140V26H142ZM147 25V24H146ZM1 26V25H0ZM191 26V25H190ZM12 27V26H11ZM26 27V26H25ZM33 27V28H34ZM144 27H145V25H144ZM14 28H17V27H13V28H11V30H13ZM19 28V27H18ZM21 28V27H20ZM27 28V27H26ZM27 28V29H28ZM74 28V29H73ZM142 28V27H141ZM140 28V29H141ZM165 28V27H164ZM7 29V28H6ZM9 29H10V27H9ZM37 29V28H36ZM73 29V30H72ZM135 29H136V31H135ZM20 30V29H19ZM22 30V29H21ZM33 30V29H32ZM31 30V31H32ZM142 30V29H141ZM16 31H17V29H16ZM15 29H14V32H12V34H16L15 32ZM34 31H35V28H34ZM39 31V30H38ZM167 31V30H166ZM30 32V31H29ZM28 32V33H29ZM33 32V31H32ZM136 32V33H135ZM162 32H164V31H162ZM36 33H37V31H36ZM39 33H40V31H39ZM39 33H37V34H35V32H34V34H35V36H34V34H32L31 33V35L32 36H34V37H36ZM140 33V32H139ZM166 33V32H165ZM94 34H96V36H95V38H94ZM151 34V33H150ZM47 35V34H46ZM45 35V36H46ZM49 35V34H48ZM47 35V36H48ZM93 35V38H91V36ZM137 35V34H136ZM14 37H15V35H13ZM13 36H12V38H13ZM26 36V35H25ZM24 36V37H25ZM30 36V35H29ZM85 36H87L85 39H83V37H85ZM150 36V35H149ZM156 36V35H155ZM166 36V35H165ZM205 36V35H204ZM221 36V35H220ZM17 37V36H16ZM15 37V38H16ZM33 37V38H34ZM42 37H44L43 35H42ZM132 37V38H133ZM12 38H10V39H12ZM15 38H13V39H15ZM29 38H31V36L29 37ZM33 38H32V41H33ZM45 38V37H44ZM51 38V39H50ZM91 38V39H90ZM154 38V37H153ZM160 38H162V37H160ZM204 38V37H203ZM18 39H19V37H18ZM21 39V38H20ZM202 39V38H201ZM31 40V39H30ZM30 40H29V42H30ZM128 40V41H129ZM150 40V39H149ZM153 40V39H152ZM162 40V39H161ZM9 41V40H8ZM9 41V42H10ZM28 41V40H27ZM129 41V42H130ZM24 42H26V41H24ZM42 42V43H41ZM33 43L35 44V42L33 41ZM194 43V44H193ZM127 44H129V43H127ZM126 44V45H127ZM8 45H6V46H8ZM24 45V46H25ZM2 46V47H1ZM19 46V47H18ZM60 46H66L68 49H69V51H66L65 53H63L62 54V56L60 57V58H57V49L60 47ZM22 47V48H21ZM203 48L202 49H200L199 50V52H200V54H197L196 53V56H198V58H197V60H196V58L194 59L195 61H194V63H193V65H191V68H189V71H188V73H187V76L185 77L186 79L184 80V82L186 81V83H188V81H190L189 79H191L192 78V76H195L196 74H197V72L199 71V69L201 70V69H203V68H201V67H204L205 68V66L206 65H208L209 64V62L211 61V59H213L214 58V55L215 54H217L216 52H217V50H214L213 49V47L211 46V45H209V44H205L204 46H202ZM125 48H127V47H125ZM160 48V47H159ZM215 48V47H214ZM10 49V48H9ZM117 49V50H116ZM101 50H102V48H101ZM122 50H124V49H122ZM125 50H127V49H125ZM133 50V49H132ZM109 51H112V52H110L109 53ZM115 51V52H114ZM121 51V50H120ZM160 51H161V48H160ZM216 51V52H215ZM102 52H105L104 50L102 51ZM124 52V51H123ZM123 52L121 51V53L120 54H123ZM165 52V51H164ZM198 52V53H199ZM133 53V52H132ZM159 53L160 52H158V54L156 55V56H158L159 55ZM108 54V55H107ZM127 53L126 52H124V55H126ZM130 54V53H129ZM135 55V54H134ZM134 55L132 56H130V57H134ZM152 55V54H151ZM112 56V55H111ZM116 55H114V57H115ZM155 56V57H156ZM195 56V57H196ZM216 56V55H215ZM113 57V58H114ZM112 58V59H113ZM135 58V57H134ZM111 58H109V60H110ZM229 59H231V58H229ZM106 61H108V60H106ZM148 61V60H147ZM152 61V60H151ZM188 61V60H187ZM111 62H112V60H111ZM108 63V62H107ZM110 63V62H109ZM150 63V62H149ZM112 64H113V62H112ZM151 64V63H150ZM158 64V63H157ZM139 66H140V64H138ZM111 66V65H110ZM144 66V65H143ZM146 66V65H145ZM160 66V67H159ZM119 67V66H118ZM33 68V69H32ZM147 68H149V67H147ZM29 69H31L32 71H30ZM119 69V68H118ZM257 69V71L258 72H263L264 71V68H256ZM27 70L29 71L28 73H25V72H27ZM106 70V71H105ZM108 70V71H107ZM137 70V69H136ZM139 70V69H138ZM253 70V69H252ZM109 73V75L107 76L106 75V73ZM134 72H136V71H134ZM133 72V73H134ZM253 72V71H252ZM107 73V74H108ZM121 74L123 73L124 74V72L122 71V72H120ZM127 73V72H126ZM125 73V74H126ZM132 73V74H133ZM105 74V75H104ZM114 74V73H113ZM122 74V75H123ZM135 74H133L134 76H135ZM127 75V74H126ZM185 75V74H184ZM120 76V79L119 80H121L120 82H122V79L123 78H125V83H126V76L125 77H123V78H121V75H119ZM163 76V77H162ZM262 76H263V74H262ZM109 77V78H108ZM128 77H129V73H128ZM166 77V76H165ZM132 78H133V76H132ZM167 78V77H166ZM169 79H171V78H169ZM107 80V81H106ZM132 80V81H131ZM168 80V79H167ZM197 80H198V78H197ZM114 81V80H113ZM124 81V80H123ZM250 81V80H249ZM111 82H112V79H111ZM194 82V81H193ZM110 83V82H109ZM113 83V82H112ZM126 83V84H127ZM186 83L184 84V83H182L183 84V87H184V85H186ZM197 83V82H196ZM111 84V83H110ZM109 84V85H110ZM158 84V85H157ZM248 84V83H247ZM112 85V84H111ZM114 85V84H113ZM113 85H112V87H113ZM116 86H117V84H115ZM124 85V84H123ZM131 85V86H130ZM106 86V87H107ZM115 86V87H116ZM110 88H108V89H111V86H109ZM114 87V88H115ZM119 87V86H118ZM117 87V88H118ZM124 87H126L125 85H124ZM151 87H150V89H148L149 90V92L152 94V91H151ZM159 87V86H158ZM180 87V86H179ZM192 87V86H191ZM114 88H112V90L114 89ZM147 88V87H146ZM188 88V87H187ZM240 88V87H239ZM242 88V87H241ZM257 88V87H256ZM118 89H120V88H118ZM118 89H114L113 91L114 92H116V91H118ZM186 89V88H185ZM189 89V88H188ZM194 89V88H193ZM105 90H106V88H105ZM104 90V91H105ZM111 90V91H112ZM154 90H155V88H154ZM157 90V89H156ZM155 90V91H156ZM187 90V89H186ZM240 90V89H239ZM242 90V89H241ZM254 90H256V89H254ZM254 90H252V91H254ZM119 91H121V90H119ZM116 92V94L118 95V94H120L121 92ZM141 91V90H140ZM143 91H145V89L144 90H142V92ZM147 91V90H146ZM145 91V92H146ZM154 91V92H155ZM183 91V90H182ZM234 91V90H233ZM108 92H110V91H108ZM124 92H126V91H124ZM128 92V91H127ZM129 92H130V90H129ZM148 92V91H147ZM148 92V93H149ZM105 93H107V92H105ZM111 94H114V93H112V92H110ZM110 93H108L109 95H111ZM135 93V91L133 92V94ZM148 93H147V95H148ZM180 93V92H179ZM186 93H187V91H186ZM195 93V92H194ZM193 93V95L195 96V94ZM233 93V92H232ZM245 93V91H243V92H241V91H235V95H233V96H230L231 97V99L232 98H234L235 96H236V94H238L234 99H236L237 101H243L244 99H243V94ZM115 94V95H116ZM124 94V93H123ZM139 94H141L140 92H138L137 93V95L139 96ZM178 94V93H177ZM176 94V95H177ZM115 95H113V96H115ZM129 95V96H128ZM131 95H132V93H131ZM137 95H132V98L133 99H135V97H137ZM146 95V96H147ZM183 95H185V94H183ZM182 95V96H183ZM187 95V94H186ZM188 95H190V94H188ZM187 95V96H188ZM90 96V97H89ZM106 96V95H105ZM123 96V95H122ZM134 96V97H133ZM181 96V95H180ZM191 96V95H190ZM194 96H192V97H194ZM246 96V95H245ZM244 96V97H245ZM107 97H108V95H107ZM106 97V99H108ZM140 98H145V93L143 94L142 93V95H140L139 96ZM149 97V96H148ZM179 97V96H178ZM102 98V99H101ZM140 98H138V102H137V99H136V102H137V105H138V103L140 102ZM143 98V99H144ZM147 98V97H146ZM177 98V97H176ZM175 98V99H176ZM260 98V97H259ZM132 99V101H134ZM182 99V98H181ZM189 99V98H188ZM193 99V98H192ZM243 99V100H242ZM104 100H105V98H104ZM103 100V101H104ZM109 100V99H108ZM236 100H235V102H236ZM117 101V102H118ZM126 101V102H125ZM130 101H131V98H130ZM165 101V100H164ZM163 101V102H164ZM175 101V100H174ZM177 101V100H176ZM180 101V98L178 99V102ZM184 101H185V99H184ZM198 101H200V100H198ZM227 101V100H226ZM261 101H262V99H261ZM101 102V103H100ZM182 102V101H181ZM197 102V101H196ZM130 103V102H129ZM175 103H177V102H175ZM174 103V104H175ZM200 103H203V102H200ZM224 103H226V102H224ZM231 103V102H230ZM232 103H233V101H232ZM257 103V102H256ZM262 103V102H261ZM101 104V105H100ZM111 104H113V103H111ZM140 104V103H139ZM162 104V103H161ZM236 104V103H235ZM117 105V106H116ZM131 105V104H130ZM190 105V104H189ZM162 106V105H161ZM164 106V105H163ZM171 106V105H170ZM173 106H175V105H173ZM172 106V107H173ZM219 106V105H218ZM226 106V105H225ZM264 106V105H263ZM130 107V106H129ZM129 107H128V111H129ZM131 107H133V106H131ZM136 107V106H135ZM236 107V106H235ZM235 107H234V110L233 111H237V110H235ZM262 107V106H261ZM163 108V107H162ZM168 108V107H167ZM171 108V107H170ZM174 108V107H173ZM258 108V107H257ZM68 109V110H67ZM126 110V111H123V110ZM132 108H130V110H131ZM138 109V108H137ZM218 109V108H217ZM70 110H72V112H70L69 113V111ZM94 110V111H93ZM220 110V109H219ZM232 110V109H231ZM245 110V109H244ZM251 110V109H250ZM68 111V112H67ZM94 113H93V112ZM121 111V112H120ZM128 111H127V113H128ZM132 111V110H131ZM168 111V110H167ZM167 111H165V112H167ZM169 111H170V109H169ZM232 111V112H233ZM67 112V113H66ZM93 113V114H90V113ZM118 112V114H116ZM229 112V111H228ZM245 112V111H244ZM71 113H75L74 115L75 116H72V117H70L72 114ZM119 113H122L121 114V116L119 115ZM169 113V112H168ZM70 114V115H69ZM114 114H115V117H114ZM231 114V113H230ZM68 115H69V117H68ZM126 115V114H125ZM111 116H113V120L111 119L112 117ZM117 116V117H116ZM189 116H190V114H189ZM188 116V117H189ZM62 116H61V118H63ZM119 117V118H118ZM188 117H186V119L188 118ZM192 117V116H191ZM53 118V119H54ZM108 118H110L112 121H106ZM127 118V117H126ZM56 119V120H57ZM110 119H108V120H110ZM123 119H125V118H123ZM121 120L122 122V124H124L123 122L125 121V120ZM128 119V118H127ZM189 119V118H188ZM249 119V118H248ZM56 120L54 119V121H55V123H56ZM61 120V119H60ZM244 120V119H243ZM53 121V122H54ZM105 121V122H104ZM120 121V120H119ZM187 121V120H186ZM191 121H193V119L191 120ZM57 122H59L58 120H57ZM106 123V124H108L107 126H105L104 125V123ZM112 122V123H111ZM184 122H185V120H184ZM188 122V121H187ZM51 124V125H49V124ZM63 123H61L60 122V127H58L59 128V130H61L62 128H64V130L66 129L65 127H62L61 128V126H62V124ZM192 123V122H191ZM194 123V122H193ZM264 123V122H263ZM57 124V123H56ZM56 124H53V125H55L56 126ZM90 124V127L88 126ZM93 124V126H91ZM100 124H102V125H100ZM118 124H120V123H118ZM122 124H121V126H122ZM185 124V123H184ZM188 124V123H187ZM187 124L185 125V126H187ZM262 124V123H261ZM59 125V124H58ZM100 125V126H99ZM193 125V124H192ZM192 125H190L191 126V128L193 129V127H192ZM221 125H223V124H221ZM264 125V124H263ZM263 125H261V126H263ZM88 126V127H87ZM96 126V127H95ZM99 126V127H98ZM246 126V125H245ZM260 124L257 126L258 128H256L257 130H259L260 129ZM57 127H55V134H56V132H59V131H56V129H58ZM189 127V126H188ZM18 130H17V129ZM54 128V127H53ZM90 129V130H93V129ZM95 128H97L96 130H95ZM143 128H145V127H143ZM190 128V127H189ZM153 129V128H152ZM164 129V128H163ZM256 129H254L255 131H256ZM16 130V131H15ZM50 130V132H48ZM64 130H62V131H64ZM86 130H88V129H86ZM85 130V132L87 133V131ZM106 130V129H105ZM169 130V129H168ZM13 131H15L16 133H14ZM94 131H89L88 130V132H94ZM100 131H102V129L100 130ZM99 131V132H100ZM138 131V130H137ZM148 131V130H147ZM161 131H163V130H161ZM255 131H253V133L255 132ZM20 132H21V134H20ZM49 134H48V133ZM61 132V131H60ZM59 132V133H60ZM65 132V131H64ZM78 133L77 131L75 132V133H77V134H81V133ZM94 132V133H95ZM96 132V133H97ZM139 132V131H138ZM149 132V131H148ZM186 135H187V129H186ZM263 132V131H262ZM11 133H14V136H12V134ZM63 133V132H62ZM95 133V134H96ZM140 133V132H139ZM144 133V132H143ZM163 133V132H162ZM161 133V134H162ZM165 133V132H164ZM167 133H170V132H167ZM264 133V132H263ZM9 134V135H8ZM11 134V135H10ZM64 134V133H63ZM73 134V133H72ZM88 135L89 134H91V133H87ZM86 134V135H87ZM93 134V133H92ZM91 134V135H92ZM142 134V133H141ZM140 134V135H141ZM146 134V133H145ZM159 134V133H158ZM166 134V133H165ZM181 134V133H180ZM179 134V135H180ZM188 134H189V131H188ZM255 134V133H254ZM8 135V136H7ZM51 136H53L52 134H50ZM59 135H61V134H59ZM58 135V136H59ZM67 135V134H66ZM65 134H64V136H66ZM82 135H85L84 134V131H83V133H82ZM87 135V136H88ZM137 135V134H136ZM183 135H185V134H183ZM253 135V134H252ZM12 136V137H11ZM45 136V135H44ZM50 136V137H51ZM55 136V135H54ZM53 136V137H54ZM56 136H57V134H56ZM56 136H55V139H56ZM73 137H74V135H72ZM71 136V137H72ZM92 136H94V135H92ZM134 136V135H133ZM138 136H139V134H138ZM154 136V135H153ZM164 136H166V135H163V137H162V135L160 136V137H158L157 135L155 136L156 137V139H153V138H149L148 140H147V142H146V144L148 143V141L150 140V139H153V141L151 142V140H150V142L151 143H149L148 145H147V148H146V146H145V148L146 149H148L149 147L148 146H152L154 143H157L158 142V140H161V138H164ZM174 136V135H173ZM177 136H178V134H177ZM181 136V135H180ZM179 136V137H180ZM8 137V138H7ZM9 137H11L10 139H9ZM14 137V138H13ZM37 137V138H36ZM39 137V138H38ZM70 137V138H71ZM76 137H78V135L76 136ZM76 137H74V138H76ZM86 137V136H85ZM91 137V136H90ZM89 136L88 137H86V138H84V139H89L90 138ZM144 137H145V135H144ZM170 137V136H169ZM184 136H182V138H183ZM250 137V136H249ZM252 137V136H251ZM41 138H42V136H41ZM40 138V139H41ZM45 137H43L42 138V140H45L46 142H50L49 140H50V138H48V136H47V138H48V141L46 140V139H44ZM52 138V137H51ZM59 138V137H58ZM63 138V135H62V137L60 138V139H62ZM67 138H69L68 137V135H67ZM92 138V137H91ZM133 138V137H132ZM139 138V137H138ZM168 138V137H167ZM171 138V137H170ZM173 138V137H172ZM6 139H8V140H6ZM20 139H21V141H20ZM23 139H25V140H23ZM40 139H39V141L38 142H40ZM53 139V138H52ZM64 140H65V138H63ZM72 139V138H71ZM141 139V138H140ZM140 139H139V141H140ZM144 139H146V137L144 138ZM176 139H177V137H176ZM175 139V140H176ZM23 140V141H22ZM26 140V141H27ZM58 140V139H57ZM63 140V141H64ZM76 140V139H75ZM99 140V139H98ZM97 140V141H98ZM168 140V139H167ZM175 140H173L174 142H175ZM37 141H35V142H37ZM45 141H43V142H45ZM61 141V140H60ZM68 141V140H67ZM70 141V140H69ZM72 141V140H71ZM90 141V140H89ZM101 141V140H100ZM105 141V140H104ZM130 141V140H129ZM132 141V140H131ZM135 141V140H134ZM133 141V142H134ZM144 141V140H143ZM146 141V140H145ZM166 141V140H165ZM173 141L171 140V142L172 143H170V145L171 144H173ZM53 142H55V140H53L52 141V143ZM77 142V141H76ZM79 142H81V140L79 141ZM96 142V141H95ZM138 142V141H137ZM142 142V141H141ZM167 142V141H166ZM25 143V142H24ZM34 143V142H33ZM55 143H58L59 144V142H55ZM70 143V142H69ZM101 143V142H100ZM202 143V142H201ZM21 144V145H22ZM26 144V143H25ZM35 144V143H34ZM44 144V143H43ZM43 144H41V145H43ZM49 143H47V145H48ZM64 144V143H63ZM66 144V143H65ZM71 144V143H70ZM69 144V145H70ZM72 144H73V142H72ZM80 144V143H79ZM83 144H84V142H83ZM87 144H88V142H87ZM90 144V143H89ZM95 145H96V143H94ZM135 144V143H134ZM136 144H138V143H136ZM145 144V143H144ZM145 144V145H146ZM157 144H159V142L157 143ZM157 144H156V146H157ZM161 144V143H160ZM164 144V143H163ZM175 144V143H174ZM237 144V143H236ZM19 145H17V153L21 150H23L22 152H20L21 153V155L22 156H19L18 157V155H19V153L17 154V156L16 157H18L19 158V160H20V158H22L24 155H27V157L29 158V156H28V154H24V153H26L25 151H26V145H25V147H23V146H21V147H23V149L19 146ZM29 145V144H28ZM27 145V146H28ZM40 144H38V146H39ZM40 145V146H41ZM53 145H54V143H53ZM52 145V146H53ZM57 145V144H56ZM76 144H74V146H75ZM81 145V144H80ZM91 145V144H90ZM155 145V144H154ZM152 146V147H156V146ZM169 145V146H170ZM184 145V144H183ZM194 146L196 145V142H195V144H193ZM192 144L191 145H188V147L189 146H191L192 147V151H193V153L194 152H200V151H197L198 149L200 150V149H202V147H203V145H202V147H201V145H200V148H198V146H196L197 147V150L195 149V151L193 150V146ZM197 145H199L198 143H197ZM6 146V148H3V147H5ZM30 146V145H29ZM31 146H33V145H31ZM30 146V147H31ZM37 146V145H36ZM43 146H45L46 147V144H44ZM38 147V148H40V151H42V153H41V155L43 154V153H46V149H45V147ZM49 146H50V144H49ZM55 146V145H54ZM53 146V148H55ZM68 146V145H67ZM88 146V145H87ZM92 146H93V144H92ZM103 146V145H102ZM161 146V145H160ZM165 146H168V145H165ZM174 146V145H173ZM18 147L20 148L19 149V151H18ZM48 147V146H47ZM60 147V146H59ZM58 147V148H59ZM73 147V146H72ZM71 147V148H72ZM76 147V146H75ZM75 147H73V149L75 148ZM78 147H79V145H78ZM98 147V146H97ZM96 147V148H97ZM105 147V146H104ZM174 147H176V146H174ZM191 147H189L190 149H191ZM195 147V148H196ZM14 148V147H13ZM24 148H25V151H24ZM29 148V147H28ZM32 148H34V147H32ZM36 149H37V147H35ZM35 148H34V151H36L37 152V150H35ZM43 148V149H42ZM69 148V147H68ZM151 148V147H150ZM160 148V147H159ZM165 149H167V147H164ZM189 148H188V150H189ZM15 149V148H14ZM13 149V150H14ZM42 149V150H41ZM51 149V148H50ZM82 149V148H81ZM88 149V148H87ZM141 149V148H140ZM145 149V150H146ZM8 150H7V155H6V158H7V161L5 160V158L4 159H2V158H0V160L2 159V161H1V163L3 162H5V163H8L9 161V165H10V172H9V174H8V172H7V175H6V177H4V181L6 182V183H10L11 181V185L12 184H14L13 183V180H15V179H13L14 177H15V175H14V177H12L13 176V174H12V176H11V171H15V169L16 168H18V169H20L19 171L21 172L22 171V165L21 164H18V165H21V166H19V167H21V168H19V167H17L18 165L16 164L17 162H19V163H22V160H18V158H17V161H16V159H12L13 161L11 162V160L9 159V157H10V154L12 155L13 154V156H15L16 154L15 153H11V152H13V150L10 152V154H8L9 152H8ZM15 150V151H16ZM30 150V149H29ZM29 150H27V152H29ZM39 150V149H38ZM43 150H46V151H44L43 152ZM72 150V149H71ZM76 150H78V149H76ZM91 150V149H90ZM98 150H100V149H98ZM97 150V151H98ZM102 150V149H101ZM137 150V149H136ZM156 150V149H155ZM159 150V149H158ZM160 150H162V149H160ZM30 151H32V150H30ZM34 151L33 152H30L29 153V155L33 158L34 156H32L33 154H35L34 153ZM60 151V150H59ZM67 151V150H66ZM65 151V152H66ZM70 153H72V151H70V150H68ZM93 151H94V149H93ZM168 151V150H167ZM216 151V150H215ZM215 151H213V152H215ZM74 152V151H73ZM79 152V151H78ZM132 152V151H131ZM156 152H158V151H156ZM160 152L161 151H159L158 153L160 154ZM172 152V151H171ZM225 153H223L222 155H224V157H225V155H228V153L230 154V152H231V150H225L224 151ZM5 153H6V151H5ZM32 153V154H31ZM40 152H38V154H39ZM62 152H60V154H61ZM67 153V152H66ZM70 153H68V154H70ZM80 153V152H79ZM135 153V152H134ZM163 153V152H162ZM165 153V152H164ZM233 153V152H232ZM248 153V152H247ZM0 154V155H1ZM15 154V155H14ZM37 154V155H38ZM59 154V153H58ZM58 154H54V155H57V157H58ZM92 154H94V153H92ZM97 154V153H96ZM140 154V153H139ZM159 154H157L158 156H159ZM5 155V154H4ZM9 155V156H8ZM40 155V154H39ZM38 155V156H39ZM40 155V157L43 159V157L44 156H46V155H49V152L47 153V154H45L43 157ZM63 155V156H62ZM62 155H59V156H62L63 158L61 159V157H60V159H59V157H58V159H57V157H55L56 159H57V161H58V163H59V161L60 160H63L64 161V156H65V153L64 154H62ZM86 155V154H85ZM157 155H155V156H157ZM173 155V154H172ZM171 155V156H172ZM211 155H213L212 153H211ZM3 155H1L0 157H2ZM37 156V158H36V156H35V158L36 159H32L31 157H30V159H32V162L30 161L29 162V164L31 163H33V160H34V163H33V166L36 164V165H42V164H44L45 162H43V161H41V163H40V159H38V158H40V157H38ZM50 156V155H49ZM49 156H46V158L47 157H49ZM51 156H52V154H51ZM69 156V155H68ZM74 157H75V153H74V155H73ZM73 156H72V158H73ZM83 156H84V154H83ZM82 156V157H83ZM170 156V155H169ZM12 157V156H11ZM10 157V158H11ZM15 157V158H16ZM26 156H24V158H27ZM54 157H52V158H54ZM80 157V156H79ZM81 157V158H82ZM153 157H154V155H153ZM164 157V156H163ZM229 157V156H228ZM246 157V156H245ZM13 158V157H12ZM24 158H23V160H24ZM26 159L27 161L28 160H30V159ZM45 158V157H44ZM52 158H50V163H51V160L52 161H55L56 159L54 158V160L52 159ZM72 158H70V160L72 159ZM209 158H211V156L210 157H208V159L207 160H209ZM223 158V157H222ZM244 158V157H243ZM253 157H252V155L251 156H249L248 157V159L244 162V163H242L241 165H237L235 168V171L233 172V174H232V176H230V178L228 179L227 177H228V175L227 174H225V176L223 177V179L222 180H220L219 181V184L216 186V188L214 189V191L212 192V194H211V196L209 197V199H210V202H209V206H208V208L201 214V216L196 220V222H194L193 221V224L192 225H190L189 226V228L186 230V232L185 233H183V234H181L178 238H176V240H175V242H173V243H176V244H173L172 246L173 247H171L172 249L173 248H177V247H180V246H182V245H184L188 240H190V238H192L196 233H198L201 229H203L202 227H204V225H205V223L206 222H208L209 220H211V216H213L214 214V211H216L217 210V208H218V210H219V201H221V199H222V197L229 191V189H231L232 187V185L237 181V180H240V178L246 173V171H248V169H250V167L253 165V163L256 161H254L253 163H251V162H249L251 159H252ZM41 159V160H42ZM66 159L68 160L69 158L67 157L66 158V156H65V161H64V163L66 162ZM80 159V158H79ZM78 159V162L80 161ZM88 159V158H87ZM148 159L150 160V159H152L151 157L149 158L148 157ZM147 159V160H148ZM161 158H159V160H160ZM224 159V158H223ZM222 159V160H223ZM226 159V158H225ZM4 160V161H3ZM9 160V161H8ZM26 160H24L25 162H26ZM38 161V162H36L35 163V161ZM44 160V159H43ZM46 160V159H45ZM44 160V161H45ZM86 160V159H85ZM149 160H148V163H149ZM158 160V159H157ZM219 160L220 161H222L221 160V158H219L218 160H216L215 161V163H213V165H214V167H217V166H219ZM226 160H229L228 158L226 159ZM23 161V162H24ZM47 161V160H46ZM48 161H49V158H48ZM47 161V162H48ZM63 161H61V163H63ZM81 161H83V160H81ZM162 161V160H161ZM13 162H16V163H13ZM25 162L24 163H22L23 164V166L24 167H26L25 165L26 164H28V163H26L25 164ZM223 162V161H222ZM225 162V161H224ZM229 162H230V160H229ZM0 163V165H1V168L3 167V164H1ZM4 163V165H5V168L7 167V165L8 164H5ZM11 163H13L14 165H12ZM40 163V164H39ZM49 162H48V165L49 166H51V164H50ZM56 162H54V164H55ZM58 163H56V165L58 164ZM63 163V164H64ZM67 164H64V165H66L65 167L63 166V164H62V169H61V164L59 163V166H60V168L58 167V168H56V166L55 165H52V166H55V170L54 171H52V169H53V167H52V169H51V171H50V173L51 172H53V173H55L56 172V170H57V175L59 174V169H60V171L61 170H63L64 168V170L66 171V169L68 168L67 166H68V162H66ZM74 163V162H73ZM143 163H145L144 161H143ZM157 163V162H156ZM249 163H251V164H249ZM47 164V163H46ZM45 164V167L46 166H48V165H46ZM70 165H71V163H69ZM146 164V163H145ZM155 164V163H154ZM221 164V163H220ZM15 166V165H17L16 167H12V166ZM69 165V166H70ZM81 165H82V163H81ZM80 165V166H81ZM84 165V164H83ZM144 165V164H143ZM226 165V164H225ZM27 166H29V165H27ZM32 166V167H33ZM40 166H38V168L40 169ZM72 166V165H71ZM148 166V165H147ZM152 166V165H151ZM200 166V165H199ZM221 166V165H220ZM227 166V165H226ZM24 167H23V169H24ZM30 167H31V165H30ZM42 167V166H41ZM43 167H44V165H43ZM45 167H44V169H45ZM64 167V168H63ZM212 167V166H211ZM222 167V166H221ZM4 168V169H5ZM8 168H9V166H8ZM13 170H12V169ZM27 168H28V170H29V167H26V170L24 169L23 171H27V172H29L28 170H27ZM35 168V166L33 167V169ZM47 168H49V167H47ZM51 168V167H50ZM83 168V167H82ZM181 168V167H180ZM225 168H227V167H225ZM3 169V170H4ZM32 169V168H31ZM36 169V168H35ZM81 169V168H80ZM86 169V168H85ZM84 169V170H85ZM149 169V168H148ZM151 169V168H150ZM198 169V168H197ZM219 169V168H218ZM217 169V170H218ZM223 169H224V167H223ZM8 170V169H7ZM6 170V171H7ZM17 170V169H16ZM48 170V169H47ZM46 170V171H47ZM71 170V169H70ZM69 170V171H70ZM78 170V169H77ZM83 170V169H82ZM82 170H80V171H82ZM83 170V171H84ZM178 170H179V167H178ZM226 170V169H225ZM6 171H5V174H6ZM19 171H17L18 173L17 174H19ZM22 171V172H23ZM32 171V170H31ZM34 171V170H33ZM33 171H32V173H33ZM41 170H39L38 171V173L40 172ZM43 171V170H42ZM41 171V172H42ZM224 171V170H223ZM227 171V170H226ZM233 171V170H232ZM0 172H1V169H0ZM27 172H25V174H24V172H23V176L25 175V177L23 178V176L22 177H20V178H23V179H25L26 178V173ZM35 172H36V170H35ZM45 172V170L41 173V174H43ZM62 172V171H61ZM60 172V173H61ZM68 172V171H67ZM67 172L65 173V174H67ZM70 172H72V171H70ZM70 172H68V174H67V176L69 175V173ZM79 172V171H78ZM179 172V171H178ZM220 172V171H219ZM38 173L36 172L34 175H38ZM50 173H48L49 175H50ZM53 173L51 174V176H53ZM74 173V172H73ZM225 173V172H224ZM41 174H39L40 176H41ZM45 174V173H44ZM63 174V173H62ZM72 173H70V175H71ZM76 174V173H75ZM4 175V174H3ZM20 175V174H19ZM21 175H22V173H21ZM31 175V176H30ZM30 175H28V176H30V178L32 177V178H34V180H35V178H38V176H32L33 174H31V172H30ZM61 174H59L57 177H56V174H54V176H55V179H52V181H56V178H59V177H62V176H60ZM64 175V174H63ZM77 175V174H76ZM83 175V174H82ZM17 176V175H16ZM27 176V177H28ZM40 176H39V178H40ZM46 176H47V174L44 176H42V177H45L46 178ZM54 176H53V178H54ZM80 176H81V173H80ZM245 176V175H244ZM18 177V176H17ZM17 177H15V178H17ZM41 177V179H43ZM64 177L65 178H67L65 175H64ZM63 177V178H64ZM71 177H73V175L71 176ZM71 177H70V183L72 182V180L74 181V178L73 179H71ZM75 177V176H74ZM76 177H78V176H76ZM83 177V176H82ZM81 177V178H82ZM220 177H222V173H221V175L219 176V174H218V177L216 178L217 180L218 179H221ZM2 178H3V176H2ZM11 178H12V180H11ZM29 178V179H30ZM45 178L43 179V180H45ZM49 178H52V177H50L49 176ZM0 179H1V177H0ZM18 180H21V179H19V178H17ZM29 179L27 180V178H26V180L24 181V180H21V181H24L25 183L24 184H26L27 182H30L29 181ZM40 179V180H41ZM76 179V178H75ZM78 179V178H77ZM77 179L75 180L76 182H77ZM11 180V181H10ZM60 180V179H59ZM62 180V179H61ZM65 180V179H64ZM69 180V179H68ZM2 182H4L3 181V179L1 180ZM20 181V182H21ZM27 181V182H26ZM47 181V182H46ZM46 181H44V182H46L47 184H48V181H50V180H48V178H47V180ZM63 181V180H62ZM67 180H65V182H66ZM74 181V182H75ZM79 181V180H78ZM16 182L18 183V181H16L15 180V184H16ZM19 182V183H20ZM31 182H34V181H31ZM36 182V181H35ZM44 182H42L41 181V184L42 183H44ZM51 182V181H50ZM57 182V181H56ZM55 182V184L57 185V183ZM59 182L60 181H58V184H59ZM6 183H2L3 185L4 184H6ZM18 183V184H19ZM46 183H44V185H40V183H39V179H38V181H37V184H39L40 186L38 187V185L36 186V188L37 189H32L33 187H29V188H25L26 190H24L22 187H25L24 186V184L21 182V184H23V186L21 187L23 190H24V192L26 191V194H27V197H26V199L23 197L24 195H23V190H20V184L19 185H15L16 187L17 186H19V188H16V187H14V186H9L10 188V190L8 191V193L9 192H11V195H13V191L15 192L16 191V189H18L16 192L18 193V194H21V193H19V191L21 192L22 191V196H20L19 195V198L20 197H23V201H24V199H25V201H26V203L27 204H25L24 203V205H23V207H22V202H21V200H19L21 203H19V205H21V207L22 208H19L18 206H16V207H18L17 209L18 210H20V209H22V210H24L25 208V206H26V208L28 209H30V210H32L31 208L33 207L34 208V210H35V208H38L39 207V205L41 206L40 208H42V206L44 205L45 207H46V205L48 204H46V201L47 202H49V200L51 199V200H53L55 197V199L56 200H58L59 199V197L57 198V195H59V196H61V197H64V195L62 196L61 195V193L63 192H61L60 190L63 188L62 186H59V187H62L60 190H58V191H60V192H58V191H56L57 193H59V194H57L56 195V193L52 190V189H50V190H47V186H49V185H47ZM61 183V182H60ZM66 183H68V182H66ZM79 183V182H78ZM237 183V182H236ZM1 184V183H0ZM45 184H46V187H45ZM50 184V183H49ZM52 184L55 186V187H53V188H57L56 187V185L54 184V182H52ZM62 184H64L65 185V183L64 182H62ZM0 186V188H1V191H3L4 192V187L6 186V185H4V186ZM8 185H10V184H7V186ZM30 185V184H29ZM32 185H33V183H32ZM35 185H36V183H35ZM52 185V186H53ZM69 185V184H68ZM6 186V187H7ZM43 186L46 188L45 190H44V188H43ZM52 186L50 187V188H52ZM70 186V185H69ZM68 186V187H69ZM72 186H75V185H73L72 184ZM5 187V188H6ZM12 187H14L15 188V190H14V188H12ZM27 187H28V185H27ZM40 187H42L43 189H41ZM59 187H58V189H59ZM65 187V186H64ZM34 188H35V186H34ZM39 188V189H38ZM66 188V190H67V186L65 187ZM3 189V190H2ZM7 189V188H6ZM11 189L13 190V191H11ZM56 190V189H55ZM64 190V189H63ZM65 191V190H64ZM3 192H1L2 193V195H8V193H5V194H3ZM6 192V191H5ZM1 193H0V197L1 198H3V199H1L0 198V201H1V204L3 203V201L2 200H6V198H7V196H6V198L4 199V197L3 196H1ZM16 193V194H17ZM55 193V194H54ZM65 193H67V191L65 192ZM10 194V193H9ZM15 194V195H16ZM25 194V193H24ZM25 194V195H26ZM56 195V196H55ZM10 195H8V197H9ZM18 196V195H17ZM16 196V197H17ZM51 196H53V197H51ZM55 196V197H54ZM12 197H14V196H12ZM16 197H14V198H16ZM51 197V198H50ZM236 197V196H235ZM13 198V199H14ZM9 200L11 199V200H13L12 198H8ZM8 199L6 200V202L8 201ZM54 199V200H55ZM192 200V199H191ZM16 201H17V199H16ZM15 200H14V203L16 202ZM24 201V202H25ZM6 202H4L3 203V205L4 204H6ZM12 203H13V201H11ZM51 202H53V201H51ZM51 202H49L50 203V206H51ZM54 202H57V201H54ZM9 203V202H8ZM7 203V204H8ZM12 203H11V205H12ZM42 203V204H41ZM44 203V204H43ZM17 204V203H16ZM37 204V205H36ZM56 203H54V205H55ZM18 205V204H17ZM53 205V204H52ZM2 206V205H1ZM1 206H0V209H1ZM8 207L10 206V204L9 205H7ZM6 206V207H7ZM13 206V205H12ZM36 206V207H35ZM38 206V207H37ZM43 206V208H45ZM49 206V205H48ZM49 206V207H50ZM4 207L5 206H3L2 208H3V210H5L4 209ZM8 207H7V209H8ZM11 207V206H10ZM49 207H46V209L47 208H49ZM53 207V206H52ZM229 207V206H228ZM12 208V207H11ZM14 208L15 207H13L11 210H10V212H9V210H7L9 213H11V214H13L14 216L11 218V220H14L13 218H16L17 220H19L20 219V217H21V219L23 220V217H24V215L25 216H27V214L25 213L24 215H23V213L24 212H26L25 210L24 211H21L22 212V215L20 214V217L18 216V218L16 217L17 216V213H19L20 211H18V210H14ZM24 208V209H23ZM43 208H42V210H43ZM51 208V207H50ZM100 208V207H99ZM105 208V207H104ZM10 209V208H9ZM5 210V211H6ZM13 210H14V212H13ZM34 210H32L31 212L33 213V214H35L36 216H38V214H40L39 212H41V214L43 215L44 213H42L43 211H41L39 208H38V210L36 211V213H34L33 211ZM40 210V211H39ZM92 210V209H91ZM98 210V209H97ZM101 210H103V209H101ZM105 210V209H104ZM228 210V209H227ZM4 211V212H5ZM7 211H6V213L5 214H8L7 213ZM28 211V210H27ZM46 211H48V210H46ZM93 211V210H92ZM100 211V210H99ZM20 212V213H21ZM45 212V211H44ZM81 212H83V211H81ZM27 213H29L30 214V212L28 211ZM38 213V214H37ZM87 213V212H86ZM217 213V212H216ZM2 214V213H1ZM32 214V215H33ZM49 214V213H48ZM88 214V213H87ZM98 215H99V213H97ZM102 214H104V213H102ZM9 216H7V215H5V217L8 219V217H11L10 216V214H8ZM16 215V216H15ZM35 215H33V216H35ZM41 215V216H42ZM45 216H46V213L44 214ZM50 215V214H49ZM81 215V213H79V216ZM86 215V214H85ZM89 215L91 216V213L90 214H88V216H87V218L89 217ZM92 215H93V213H92ZM33 216H32V218H33ZM34 217V219L35 218H37L38 219V217ZM45 216H42V217H45ZM72 216V215H71ZM85 216V217H86ZM4 217V216H3ZM42 217H39V218H42ZM49 217V216H48ZM85 217H83V218H85ZM94 217V216H93ZM97 217V216H96ZM25 218V217H24ZM66 218V217H65ZM70 218V217H69ZM76 218V217H75ZM78 218H80V217H78ZM77 218V219H78ZM82 218V217H81ZM81 218H80V220H81ZM82 218V219H83ZM141 218V217H140ZM4 219V218H3ZM10 219V218H9ZM9 219H8V221L7 222H9ZM15 219V223H16V220ZM20 219V220H21ZM34 219H33V222H35V221H37V220H35L34 221ZM45 219V218H44ZM44 219H40L38 222H41V221H43ZM47 219V218H46ZM45 219V220H46ZM61 219H63V218H61ZM71 219V218H70ZM183 219V218H182ZM191 219V218H190ZM20 220H19V222H18V224L20 223L21 224V222H20ZM21 220V221H22ZM66 220H69V219H66ZM73 220V219H72ZM72 220H70V222H72ZM79 220V219H78ZM77 220V221H78ZM92 220V219H91ZM93 220H95V217H94V219ZM97 220V219H96ZM5 221V222H6ZM31 221V220H30ZM55 221V220H54ZM54 221H53V225L52 226H54ZM57 221V220H56ZM62 221V220H61ZM65 221V220H64ZM87 221V220H86ZM33 222H31L32 224H33ZM46 222V221H45ZM58 222V221H57ZM57 222H55V224L57 223ZM69 222V223H70ZM137 222V221H136ZM0 223H1V221H0ZM10 224H11V221L9 222ZM15 223H12V225L13 226H15L16 227V230H17V226H18V224H17V226H16V224ZM52 223V222H51ZM69 223L67 224V225H69ZM84 223H85V221H84ZM185 223V222H184ZM183 223V224H184ZM41 224V223H40ZM44 224V223H43ZM48 224V223H47ZM47 224L46 225H44V227H46L47 226ZM60 224V227H58L57 226V224H56V226L58 227V228H60V230L62 229L61 227V224H62V222H59L58 223V225ZM63 224H64V222H63ZM62 224V225H63ZM87 224V223H86ZM182 224V223H181ZM190 224V223H189ZM28 225V224H27ZM34 225H38V224H34ZM33 225V226H34ZM81 225H82V223H81ZM89 225V224H88ZM175 225V224H174ZM186 225H188V224H186ZM0 226H1V224H0ZM51 226V227H52ZM55 226V227H56ZM70 226H72V224L70 223ZM85 226H87V225H85ZM134 226V225H133ZM7 227H9V226H7ZM12 227V226H11ZM19 227H20V225H19ZM27 227V226H26ZM30 227V226H29ZM43 227V226H42ZM41 227V228H42ZM48 227V226H47ZM49 227H50V225H49ZM48 227V228H49ZM54 227V228H55ZM69 227V226H68ZM68 227H65V229L66 228H68ZM80 227V226H79ZM137 227H138V225H137ZM38 228H39V225H38ZM64 228V227H63ZM70 228V227H69ZM75 228V227H74ZM78 228V227H77ZM135 228H136V226H135ZM139 228H141L140 230H142V226H141V224H140V226L138 227V229ZM153 228V227H152ZM155 228V227H154ZM153 228V229H154ZM185 228V227H184ZM21 229V228H20ZM22 229H24V228H22ZM21 229V230H22ZM28 229V228H27ZM42 229H45V228H42ZM47 229V228H46ZM52 228H49L48 230L50 231ZM82 229H84V228H82ZM138 229L136 228V230L138 231ZM175 229V228H174ZM14 230H15V228H14ZM26 230V229H25ZM30 230H32V229H29V231ZM54 230V229H53ZM63 230V229H62ZM70 229H68V231H69ZM80 230V229H79ZM139 230V231H140ZM172 230V229H171ZM9 231H11V230H9ZM28 231V230H27ZM58 231V230H57ZM67 231V230H66ZM136 231V232H137ZM173 231H175V230H173ZM202 231V230H201ZM200 231V232H201ZM12 232H14V231H12ZM17 232V231H16ZM21 232V234L23 233L24 234V231H20ZM31 232V231H30ZM30 232H28V233H30ZM33 232H34V230L32 231V234H33ZM36 232V231H35ZM45 232H46V230H45ZM53 232H56V231H53ZM77 232V231H76ZM133 233L132 235H127V240H126V243H128L127 245H129V246H132L133 244H134V239H133V235H135V234H137V233H140V232H137V233ZM27 232L25 233V234H28ZM49 233V232H48ZM64 233V232H63ZM66 233V232H65ZM72 233V232H71ZM74 233H75V231H74ZM73 233V234H74ZM78 233V232H77ZM132 233V232H131ZM142 233V232H141ZM173 233V232H172ZM264 233V232H263ZM10 234V233H9ZM12 234V233H11ZM10 234V235H11ZM16 234H18L19 235V237H20V239L22 240V238H21V236H20V234H19V231H18V233H16ZM16 234H14L12 237H16L17 238V236H16ZM35 234H37V232L35 233ZM39 234H40V232H39ZM42 234V236L41 237H43V236H45L43 233H41ZM51 234V233H50ZM69 234V233H68ZM76 234V233H75ZM180 234V233H179ZM34 235V234H33ZM47 235H49V234H47ZM55 235H57L56 233H55ZM78 235V234H77ZM206 235V234H205ZM261 235H264V234H261ZM9 236V235H8ZM23 236V235H22ZM28 236H29V234H28ZM32 236V235H31ZM75 236V235H74ZM168 236V235H167ZM170 236V235H169ZM168 236V237H169ZM178 236V235H177ZM7 237V236H6ZM10 237V236H9ZM15 237L13 238V239H11V237H10V239L11 240H13L12 241V244H13V242L15 241ZM30 237V236H29ZM28 237V238H29ZM41 237H38V235H37V239L38 238H41ZM59 237V239H60V237L61 236H58ZM70 237H72V236H70ZM176 237V236H175ZM3 238V237H2ZM26 238H27V235H26ZM25 238V239H26ZM27 238V239H28ZM57 238V237H56ZM65 238V237H64ZM75 238V237H74ZM126 238V237H125ZM135 238H136V236H135ZM195 238V237H194ZM247 237H245L244 239H246ZM4 239V238H3ZM18 239V238H17ZM24 239V240H25ZM65 239H67V234H66V238ZM72 239V238H71ZM197 239V238H196ZM11 240H9L10 241V243H11ZM30 240V238L28 239V241L27 240H25V241H27V242H30L29 241ZM32 240H34L33 239V236H32ZM63 240V239H62ZM194 240V239H193ZM2 241V240H1ZM1 241H0V243H1ZM16 241H18V240H16ZM23 241V240H22ZM22 241H19V242H22ZM24 241V242H25ZM57 241H58V238H57ZM67 241V240H66ZM70 241H72V240H70ZM73 241H74V239H73ZM195 241V240H194ZM199 241V240H198ZM18 242V243H19ZM23 242V243H24ZM203 242V241H202ZM239 242V241H238ZM2 243H5V242H3L2 241ZM22 243V244H23ZM64 243V242H63ZM72 243V242H71ZM70 243V244H71ZM126 243H124V244H126ZM7 244V243H6ZM20 244V243H19ZM123 244V245H124ZM4 245V244H3ZM9 245V244H8ZM7 245V246H8ZM25 247H23V246H20V248H19V250L21 249L22 250V248L24 249V248H29L28 246H26V243H24L23 244ZM49 245H51V244H49ZM59 245V244H58ZM115 243L114 242H110L109 244H107V245H105V243L104 244H102L101 245V248H100V250L101 251H99V252H103L104 250H106V249H111V247H115ZM188 245V244H187ZM1 246V245H0ZM7 246H2V249H3V247H4V249H6V250H2L1 248V250H2V252H4V251H8L7 250V248H9V247H7ZM9 246H12V245H9ZM13 246H15V245H13ZM12 246V247H13ZM56 246V245H55ZM5 247H7V248H5ZM22 247V248H21ZM64 247H65V245H64ZM17 248H18V245H17ZM30 248H32V247H30ZM56 248H58V247H56ZM62 248V247H61ZM61 248H59V249H61ZM67 248V247H66ZM248 248H249V246H248ZM15 249H16V247H15ZM26 249L25 250H23L24 252H26ZM171 249V250H172ZM235 249L236 248H234L233 250H232V252L233 251H235ZM1 250H0V252H1ZM29 250V249H28ZM27 250V251H28ZM11 250H9V253H10V255L9 256H11L12 254H11V252H10ZM14 251V250H13ZM16 251H18L17 249H16ZM40 251V250H39ZM46 251V250H45ZM161 251V250H160ZM170 253H171V251L170 250H168ZM240 251V250H239ZM248 251V250H247ZM246 251V252H247ZM29 252V251H28ZM31 252H34V250L33 251H31ZM42 252V251H41ZM56 252V251H55ZM241 252V251H240ZM246 252H245V254H246ZM4 253H6V252H4ZM19 253V252H18ZM27 253V252H26ZM52 253V252H51ZM108 253V252H107ZM107 253L105 252V254L107 255ZM167 253V252H166ZM165 253V254H166ZM228 253V252H227ZM231 253V252H230ZM230 253H228V254H226L224 257H222V258H220L219 259V257L217 258V259H219L218 261L217 260H215V261H212L211 263L212 264H220L221 262H223V260L227 257V258H229V255H230ZM248 253V252H247ZM1 254V253H0ZM13 254H15V253H13ZM21 254V253H20ZM28 254H30V253H28ZM32 254V253H31ZM31 254L29 255V256H31ZM37 254V253H36ZM56 254V253H55ZM186 254V253H185ZM188 254V253H187ZM207 254H210L209 252H207ZM7 255H8V253H7ZM6 255V256H7ZM57 255V254H56ZM169 255H171V254H169ZM169 255H168V257H169ZM204 255H206V254H204ZM13 256V255H12ZM21 256H23V255H20V258H21ZM47 256V255H46ZM49 256V255H48ZM158 256V255H157ZM184 256V255H183ZM223 256V255H222ZM159 257V256H158ZM164 257H167V255L166 256H164ZM178 257V256H177ZM185 257V256H184ZM253 257V256H252ZM6 258H8V256L6 257ZM18 259H19V257H17ZM23 258H24V256H23ZM22 258V259H23ZM43 258V257H42ZM52 258V257H51ZM57 258V257H56ZM106 258V257H105ZM237 258V257H236ZM14 260L13 261H15V257L13 258ZM18 259H16V261H15V263L17 262V260ZM26 259H27V257H26ZM38 259V258H37ZM36 259V260H37ZM46 259V258H45ZM157 259H159V258H157ZM156 259V257H155V260H157ZM162 258H160V260H161ZM232 259H233V257H232ZM235 259V258H234ZM238 259H240V258H237V260ZM246 259V258H245ZM254 259V258H253ZM3 260V259H2ZM2 260H0V264H4V263H6L7 262V264H12L11 263V258H10V260H9V262L10 263H8V260L7 259H5V260H7V261H5L4 262V260L2 261ZM24 260H25V258H24ZM39 260V259H38ZM43 260V259H42ZM42 260H40V261H42ZM49 260V259H48ZM58 260V259H57ZM164 260V259H163ZM205 260V259H204ZM228 260V259H227ZM230 260V259H229ZM237 260H232L231 261V263L230 264H235L236 262H237ZM249 260V259H248ZM19 261V263H20V260H18ZM39 261V262H40ZM46 261V260H45ZM89 262H90V260H88ZM91 261H92V259H91ZM247 261V260H246ZM2 262V263H1ZM47 262V261H46ZM52 262V261H51ZM50 262V263H51ZM58 262V261H57ZM85 262V261H84ZM101 262V261H100ZM155 262V264H156V261H154ZM154 262H152V264L154 263ZM163 261H157V264H161ZM14 262H13V264H15ZM18 263V264H19ZM27 263V262H26ZM37 263H38V261H37ZM36 263V264H37ZM42 263H44V262H42ZM41 263V264H42ZM102 263V262H101ZM225 263V262H224ZM227 263V262H226ZM247 263V262H246ZM245 263V264H246ZM17 264V263H16ZM32 264H35V263H32ZM48 264H49V261H48ZM52 264H53V262H52ZM85 264H87V263H85ZM228 264H229V262H228ZM238 264H240V263H238Z\"/></svg>", "mask_w": 264, "mask_h": 264}, {"label": "clouds", "instance_id": "3", "mask_svg": "<svg viewBox=\"0 0 264 264\" xmlns=\"http://www.w3.org/2000/svg\"><path fill=\"white\" fill-rule=\"evenodd\" d=\"M55 0H6L9 5H18V15L22 20L33 21L44 34H52L57 24L49 14ZM219 24L222 37L216 45L219 55L232 58L240 73L250 69L264 68V23L257 21L248 10L242 7L224 8L211 18L207 33L214 39ZM69 51L66 46L57 49V58ZM105 57L98 48H90L86 55L73 52L71 61L64 73L62 90L73 94L96 95L102 87L101 72ZM113 63L123 72H132L137 67L132 57L121 54L113 58ZM115 174L125 178L121 192L130 188L144 198L142 212L147 218L157 220L169 214L176 204V192L171 187V178L166 169L154 167L140 170L137 165H121ZM248 251L257 264L264 260V235L255 238Z\"/></svg>", "mask_w": 264, "mask_h": 264}]
</instances>
